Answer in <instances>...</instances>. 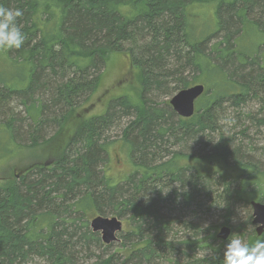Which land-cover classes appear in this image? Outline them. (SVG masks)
<instances>
[{
  "label": "trees",
  "instance_id": "1",
  "mask_svg": "<svg viewBox=\"0 0 264 264\" xmlns=\"http://www.w3.org/2000/svg\"><path fill=\"white\" fill-rule=\"evenodd\" d=\"M0 6L23 12L26 37L20 49L0 50V162L16 168L6 162L0 175V264H223L217 231L233 227L237 206L264 202V145L249 135L264 140V0ZM115 53L139 77L138 101L112 99L66 137ZM196 83L206 90L191 117L157 99ZM228 108L235 133L219 124ZM204 136L198 149H180ZM211 207L225 213L220 225L193 216ZM95 215L122 219L117 250L90 229ZM243 227L249 244L264 239L251 219Z\"/></svg>",
  "mask_w": 264,
  "mask_h": 264
},
{
  "label": "rangeland",
  "instance_id": "2",
  "mask_svg": "<svg viewBox=\"0 0 264 264\" xmlns=\"http://www.w3.org/2000/svg\"><path fill=\"white\" fill-rule=\"evenodd\" d=\"M201 10H199L198 12L200 13ZM198 14V13H197ZM196 14V15H197ZM200 16L199 18H202L200 20V22L203 24V26L206 23V17H202L203 15H197ZM197 16L194 18L195 22H198V18ZM199 26H201V24H198ZM213 27L210 28V30ZM99 72H102V76L100 78V82L96 88V90L88 97V99L82 103L79 107L75 108V110L73 111V114L71 115V122L69 123V126L67 127L66 131H65V136L69 137L72 132H73V127L75 126V124L79 123L81 120H83L84 118H88L91 116H96V115H100L102 113H104L107 105L109 102H112V99H116V98H120L121 99H125V97L133 99L135 101H138L139 99V77L137 75V73L131 68L129 61L127 59V57L125 56V54L123 53H115L110 55L107 63L105 66H102V68L100 69ZM192 74H190L191 76ZM193 85V84H191ZM190 85V86H191ZM206 90V88H205ZM174 94V93H173ZM168 95V96H160L158 97V101H167L172 97V95ZM91 106V107H90ZM89 107V108H86ZM257 108V105L252 103L249 106V109L253 110V112H255ZM16 110H20V108H14ZM247 109V107L245 108V110ZM21 111V110H20ZM246 112V111H245ZM225 119L221 120L219 122V124H222L225 128V131H229L228 133H235L240 129V125H236V119L233 118V112L231 111V108H228L225 110ZM245 124H248V122H244ZM122 128V126L120 125L119 127L116 126V128L114 130H112L109 133L110 137L115 138L116 136H118L120 134V129ZM52 129H50L49 131H51ZM55 132L51 133V136H57V133L54 135ZM249 135L252 138L253 142L255 144L259 145H264V140L259 139V135L255 134V130L251 129L249 131ZM204 140L202 141H198L197 145H194L192 147V149H190L189 145L192 141H189L184 147L180 148L182 151H193L196 150V148L198 149V146L200 147L201 144L208 139V137L204 136L203 137ZM259 139V140H258ZM184 145V144H182ZM36 150V148H35ZM34 150V151H35ZM33 151V152H34ZM257 154V153H255ZM125 155V154H124ZM262 158L264 159V155ZM37 159H42V157L40 155L37 154ZM6 162L8 164H12L11 169L12 170H16L15 168V164H13V161L11 159H2V161L0 162V175H2V168L5 167ZM124 164V160L122 161L121 158H119L117 160V167L122 170V166ZM15 168V169H14ZM17 172V171H16ZM18 173L16 174V177H18ZM194 208V207H193ZM195 209V208H194ZM235 215L233 216V220H234V225L233 227H229L231 233L228 235L227 237V241L226 240H221L218 239V241H223V246H224V251L226 249V245L230 242V238L232 235H239L242 239L248 241V237L246 236V230L244 229V225L248 222L249 219H252V208L248 207V209L244 208L243 205L242 206H237V208L235 209ZM172 217L171 218H175L174 215L170 214ZM111 216V215H108ZM192 215H190L189 213L186 214V217H184L185 219L188 217H191ZM193 216L197 217V221L200 222H204V224L206 223L207 225L210 222H214L217 225H220L222 223V220H224V216L225 213L224 212H220L217 208L211 207L210 210H208L207 214H195ZM94 217V216H92ZM90 217V219L92 218ZM89 219V220H90ZM238 224L242 225V227H240ZM256 227L257 224H253V230L256 231ZM244 235V236H243ZM226 241V242H225ZM121 240L118 238V240L111 242L110 245V250H117L118 247L120 245ZM164 264H167V261L164 262Z\"/></svg>",
  "mask_w": 264,
  "mask_h": 264
},
{
  "label": "water",
  "instance_id": "3",
  "mask_svg": "<svg viewBox=\"0 0 264 264\" xmlns=\"http://www.w3.org/2000/svg\"><path fill=\"white\" fill-rule=\"evenodd\" d=\"M205 86L196 83L175 92L168 100L174 112L184 118L191 117L195 111V102L203 94ZM252 208V224H257L256 233L264 232V202L250 201ZM89 227L97 232L104 244L118 240L117 234L123 229V221L116 215L103 216L95 215L89 220ZM231 233L229 226L222 225L217 231V238L226 240Z\"/></svg>",
  "mask_w": 264,
  "mask_h": 264
},
{
  "label": "clouds",
  "instance_id": "4",
  "mask_svg": "<svg viewBox=\"0 0 264 264\" xmlns=\"http://www.w3.org/2000/svg\"><path fill=\"white\" fill-rule=\"evenodd\" d=\"M23 16L19 9L0 6V50L20 49L25 35L18 18ZM223 264H264V239L249 244L239 235H232L223 254Z\"/></svg>",
  "mask_w": 264,
  "mask_h": 264
},
{
  "label": "bare ground",
  "instance_id": "5",
  "mask_svg": "<svg viewBox=\"0 0 264 264\" xmlns=\"http://www.w3.org/2000/svg\"><path fill=\"white\" fill-rule=\"evenodd\" d=\"M22 63H24V62H22ZM23 66H25V64L23 65ZM26 67H27V64H26ZM26 72V71H25ZM25 76V75H24ZM16 78V77H15ZM8 80V79H7ZM17 82V81H16ZM19 82V81H18ZM12 83H14V82H12ZM12 85V84H11ZM18 85V84H17ZM14 86V85H13ZM16 88V87H15ZM26 106V105H25ZM28 112V111H27ZM7 114V113H6ZM9 117V116H8ZM7 120H8V118H7ZM2 122H4V121H2ZM1 122V123H2ZM9 124V123H8ZM1 125V124H0ZM4 125V124H3ZM2 128V127H1ZM12 138V137H11ZM2 146V145H1ZM6 146V145H5ZM9 149V148H8ZM5 150V149H4ZM8 151V150H7Z\"/></svg>",
  "mask_w": 264,
  "mask_h": 264
}]
</instances>
